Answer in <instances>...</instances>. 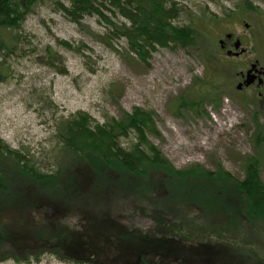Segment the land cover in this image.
Returning <instances> with one entry per match:
<instances>
[{"label":"trees","instance_id":"16d2710c","mask_svg":"<svg viewBox=\"0 0 264 264\" xmlns=\"http://www.w3.org/2000/svg\"><path fill=\"white\" fill-rule=\"evenodd\" d=\"M40 1L0 0V81L9 77L3 54L17 46L26 15ZM69 1L68 5L57 3L78 24L86 16L107 20L106 10L122 15L126 22L111 21V32L126 37L130 58L134 54L143 62L159 46L199 47L201 39H207L200 23H175L181 10L175 0ZM239 7L243 12L260 9L253 0H240ZM188 96L181 98L182 105L188 104ZM93 122L80 111L58 123L59 157L63 155L67 167L50 173L0 137V261L11 257L39 260L52 252L62 259L90 262L97 251L122 258L123 264H264L256 233L245 234L248 228H264L261 159L243 158V179L221 167L217 171L200 165L178 169L148 137V132L157 134L151 113L136 109L104 124ZM254 122L259 127L256 143H260L264 130L258 113ZM132 135L135 140L124 145L121 140ZM121 190L147 198L144 201L156 207L155 236L123 224L116 217L119 214L104 203ZM87 206L84 233L58 228L60 212ZM31 212L40 214L36 213L35 226L25 234L3 223L7 214L18 221L24 214L34 219ZM192 212L196 214L189 215ZM197 216L208 225L196 224ZM134 245L135 255L125 256Z\"/></svg>","mask_w":264,"mask_h":264},{"label":"rangeland","instance_id":"374dc122","mask_svg":"<svg viewBox=\"0 0 264 264\" xmlns=\"http://www.w3.org/2000/svg\"><path fill=\"white\" fill-rule=\"evenodd\" d=\"M58 1L38 2L18 31L17 46L3 54L9 77L0 81V137L10 147L29 154L44 172L57 171L67 167L63 155L59 157L61 142L57 138V125L62 119L82 111L93 118V124H104L107 119H119L139 109L151 113L157 134L148 132V137L176 168L200 165L217 171L221 167L243 179V158L256 156L263 163L264 183V139L256 143L257 111L236 93V61L219 47V40L228 31L243 34L247 40L245 22L260 28L257 40L264 43V0H253L260 8L258 14L253 10L243 12L240 0H175L181 8L175 23H200L207 39H201L199 47L159 46L147 62L134 54L135 58H130L127 38L111 32V21L126 22L122 15L106 10L107 20L86 16L78 24L61 11ZM61 1L70 4L69 0ZM183 96L189 97L187 105H182ZM218 119L223 124L214 133ZM170 122L187 132L185 137L190 139L183 140L191 148L178 144ZM259 126L264 130V118ZM133 140L132 135L121 141L128 146ZM197 143L203 147L198 148ZM146 199L121 190L104 203L107 201L119 214L116 217L123 224L151 237L158 231L156 207ZM88 210L89 206L60 212L58 228L65 233H84ZM36 213L40 214L30 213L34 219L24 214L21 221L7 214L3 223L7 229L25 234L35 226ZM195 223L207 224L201 216ZM247 233H256V245L264 250V228H248ZM135 251L136 246H131L125 256L133 257ZM95 253L90 262L46 252L39 260L11 257L0 264H123L122 258Z\"/></svg>","mask_w":264,"mask_h":264},{"label":"flooded vegetation","instance_id":"af4514ba","mask_svg":"<svg viewBox=\"0 0 264 264\" xmlns=\"http://www.w3.org/2000/svg\"><path fill=\"white\" fill-rule=\"evenodd\" d=\"M257 6V5H256ZM259 13V10H253ZM249 34L226 32L219 40V47L227 57L236 61L234 66V86L238 96L249 100V104L264 118V43H258L260 28L254 23L245 22ZM264 39V36H263Z\"/></svg>","mask_w":264,"mask_h":264},{"label":"bare ground","instance_id":"6f19581e","mask_svg":"<svg viewBox=\"0 0 264 264\" xmlns=\"http://www.w3.org/2000/svg\"><path fill=\"white\" fill-rule=\"evenodd\" d=\"M222 120V119H221ZM220 119H218L217 121H216V124L215 125H213V127H214V133H217V129L220 127V126H222V124L223 123H220V121H221ZM170 127L172 128V130H173V132H174V138L176 139V140H178V144L181 146V145H183V144H185L186 145V147H188V148H191V146H190V144L188 143V142H186V141H184L183 140V138L185 137V135L187 134V132L184 130V129H181L178 125H173V122H170ZM207 135H208V137L210 136V132H208L207 133ZM171 136V135H170ZM184 139H186V140H188V139H190L189 137H185ZM197 145H198V148H202L203 147V145L202 144H199V143H197ZM196 145V146H197Z\"/></svg>","mask_w":264,"mask_h":264}]
</instances>
